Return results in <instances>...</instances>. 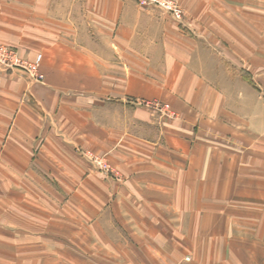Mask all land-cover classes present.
<instances>
[{
    "label": "crops",
    "instance_id": "crops-1",
    "mask_svg": "<svg viewBox=\"0 0 264 264\" xmlns=\"http://www.w3.org/2000/svg\"><path fill=\"white\" fill-rule=\"evenodd\" d=\"M175 1L0 0V264H264V0Z\"/></svg>",
    "mask_w": 264,
    "mask_h": 264
},
{
    "label": "built area",
    "instance_id": "built-area-1",
    "mask_svg": "<svg viewBox=\"0 0 264 264\" xmlns=\"http://www.w3.org/2000/svg\"><path fill=\"white\" fill-rule=\"evenodd\" d=\"M141 5L144 6H155L162 9H165L171 13H173L176 17H180L181 15V9L177 6V4L173 0H138ZM42 55L39 54L37 56V61L34 64H31L29 71L32 73V76L36 80H42L43 75L38 73V62L41 60ZM0 64L13 68V67H23L25 66L23 61L18 56L16 50L12 49V47L7 45H0ZM155 107H160L159 105H155ZM169 105H166L164 109L168 112L169 111ZM162 110V109H160ZM172 114L171 112H168Z\"/></svg>",
    "mask_w": 264,
    "mask_h": 264
},
{
    "label": "rangeland",
    "instance_id": "rangeland-1",
    "mask_svg": "<svg viewBox=\"0 0 264 264\" xmlns=\"http://www.w3.org/2000/svg\"><path fill=\"white\" fill-rule=\"evenodd\" d=\"M176 4H177V6L181 9V16L180 17H176L173 13H171V12H169V11H167V10H165V9H163V10H165V11H167L168 13H170L171 15H173L176 19H182L183 18V14H184V11H183V9L180 7V5L177 3V1H175V0H173ZM139 2V1H138ZM140 3V2H139ZM155 7V6H154ZM159 8V7H158ZM162 9V8H161ZM1 45V44H0ZM12 49H14V48H12ZM14 50H16V49H14ZM17 52V51H16ZM18 54V53H17ZM39 55V54H38ZM37 55V56H38ZM19 56V55H18ZM21 59V58H20ZM22 61H23V63H24V65L25 66H23V67H18V68H24L25 70H27V71H29V69H30V66H31V64H34V63H36V61H37V57H36V60H35V62H32V63H30V62H27V61H24L23 59H21ZM41 60H42V58H41ZM41 60L38 62V73H40V71H39V65H40V62H41ZM9 68V67H8ZM30 72V71H29ZM31 73V72H30ZM41 75H43L42 73H40ZM31 77L34 79V80H36L33 76H32V73H31ZM36 81H38V80H36ZM44 81V75H43V79L42 80H39V82H43ZM260 92L261 93H263V95H264V86L260 89ZM155 105H159L160 107H155ZM166 105H169V104H160V103H154V104H152V107H154V108H156V109H158L161 113H162V115H167L168 117H176L177 115L171 110V107H170V105H169V111L168 112H171L172 114H170V115H168L169 113L164 109V107L166 106ZM160 109H162V110H160ZM95 160H98V159H95ZM104 160L102 159V158H99V160L98 161H96L97 162V164L99 165V169H100V171H102V172H104V173H107V174H111V175H114V177L116 178V176H115V172L113 171V169L111 168V166L108 164V163H106V162H103Z\"/></svg>",
    "mask_w": 264,
    "mask_h": 264
}]
</instances>
